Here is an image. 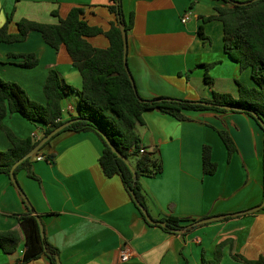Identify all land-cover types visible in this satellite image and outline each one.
Wrapping results in <instances>:
<instances>
[{
    "label": "crops",
    "instance_id": "obj_1",
    "mask_svg": "<svg viewBox=\"0 0 264 264\" xmlns=\"http://www.w3.org/2000/svg\"><path fill=\"white\" fill-rule=\"evenodd\" d=\"M109 4L110 0H0V27L8 17L10 33L22 19L56 25L58 17L82 7L89 25L108 31L115 19ZM215 6L224 7L216 0H122L125 19L133 16L127 32V65L143 99L208 100L213 92L236 95L237 81L255 86L251 69L241 72L225 54L223 24L203 21L215 14ZM186 14L189 19L182 23ZM88 41L99 49L109 45L102 35ZM27 53L39 61L34 68H23L21 59L9 57ZM51 69L74 89L61 105V121L68 122L78 117L82 81L66 50H54L34 31L23 43L0 44V78L19 84L40 104L45 103L43 86ZM206 75L211 85L205 82ZM186 115L189 120L180 122L158 110L146 111L144 124L135 128L142 146L162 165L160 174L140 179L150 217L158 222L170 216L198 222L257 207L264 188L263 130L245 114ZM3 124L20 139L40 138L39 129H44L18 114H8ZM219 131L227 132L233 142L230 155ZM204 146L211 149L217 166L213 175L203 173ZM10 147L0 130V151ZM102 152L95 134L65 131L32 160L37 179L25 170L16 175L61 264H245L243 260L264 258V210L198 225L185 233L166 232L142 219L119 177L105 176L99 164ZM26 214L18 190L0 173V231L16 230L21 238L15 252L0 249V264H50L46 257L20 263L25 252L20 219ZM125 250L131 255L122 262Z\"/></svg>",
    "mask_w": 264,
    "mask_h": 264
},
{
    "label": "trees",
    "instance_id": "obj_2",
    "mask_svg": "<svg viewBox=\"0 0 264 264\" xmlns=\"http://www.w3.org/2000/svg\"><path fill=\"white\" fill-rule=\"evenodd\" d=\"M216 1L221 2L224 7L215 6V14L203 18V21L216 20L223 24L225 54L238 64L241 72L251 69V78L255 86L248 87L237 81L236 95L213 92L211 99L208 100L188 101L165 97L146 100L138 94L136 86L135 89L133 88L134 80L133 82L129 80L123 64L121 27H124L127 33L132 26L133 16L131 15L129 20L125 19L122 0H110L107 6L109 13L115 18L110 23L108 31L89 25L85 20V10L82 7L72 8L63 19L59 18L56 12H52V15L59 19L56 25L22 19L16 23V32L10 33L9 24L12 19L8 17L5 24L0 27V44L23 43L27 40L29 33L34 31L39 33L44 43L54 50L58 51L61 47L66 50L73 67L77 69L81 77L82 87L79 92L78 117L71 119H77V121L57 135L65 131L95 134L103 144V152L99 159L103 173L107 177L120 178L131 202L142 219L150 226L152 225L145 220L130 195L133 191L137 201L148 212L145 197L140 188V179L155 177L162 172L161 161L154 153L146 150L144 154L139 153L144 146L135 128L144 124L143 114L146 111L158 110L180 122L189 120L186 115L189 111L245 114L251 117L264 133V0L247 1L250 2L247 6L235 5V2H239L236 0ZM101 35L108 40L109 45L106 49L96 48L88 41L90 38ZM199 35L204 38L202 29ZM9 57L21 59L22 62L19 65L23 68H34L39 63L34 54H9ZM205 82L208 85L212 84L208 75L205 76ZM73 91L71 87L63 84L58 72L51 69L43 86L45 103L40 104L32 100L19 84L0 78V130L4 132L11 144L9 149L0 151V173L10 178L11 168L17 161L33 150L45 136L66 123L61 121V105L64 98ZM195 102L212 105L204 106ZM8 114H18L29 122L44 126L43 130L39 129L42 131L41 137L38 138L36 135L25 139L16 137L3 124V119ZM98 130L103 131L119 153L129 161L136 173V181L130 168L112 152ZM218 135L230 155L235 150L230 136L224 131H219ZM53 138L34 156L40 155ZM33 157L16 167L15 177L19 171L25 170L30 178L37 179L31 169ZM202 169L206 175H213L217 169L208 146H204L202 151ZM22 200L27 207V214L20 219L25 241V252L20 263L46 257L50 264H56V257L59 258L58 250L48 242L45 236L41 237L38 221L31 214L28 203L24 198ZM263 200L264 188L259 205ZM160 222L165 223L166 226L160 227L157 224L155 226L169 233H185L197 227V222L181 220L173 216L162 219ZM20 239V233L16 230L0 231V249L4 253H13L17 250ZM236 258L243 260L240 257ZM243 262L264 264V258L243 260ZM203 264H215V262L203 261Z\"/></svg>",
    "mask_w": 264,
    "mask_h": 264
},
{
    "label": "water",
    "instance_id": "obj_3",
    "mask_svg": "<svg viewBox=\"0 0 264 264\" xmlns=\"http://www.w3.org/2000/svg\"><path fill=\"white\" fill-rule=\"evenodd\" d=\"M252 2H256V1H260V0H251ZM250 2H235L234 4L237 5V6H247ZM121 34H122V40H123V64H124V67H125V70L128 74V77H129V80L131 82H133V78H132V75L129 71V68H128V65H127V48H128V45H127V33L125 31V28L124 27H121ZM133 88L135 89V85H133ZM196 104H201V105H204V106H211L212 104L211 103H205V102H195ZM225 109H229L227 107H224ZM255 116V115H254ZM77 119H74V120H70L66 123H64L63 125H61L60 127L56 128L55 130H53L49 135L45 136L41 141L40 143L33 149L31 150L27 155H25L23 158H21L19 161H17L13 167L11 168V171H10V178H11V181L13 183V185L15 186V188L18 190L19 194L21 195L22 198H24V200L28 203V208L31 212L32 215L35 216L36 220L38 221V225H39V230H40V235L41 237H44V230H43V226H42V223L40 221V218L39 216L36 215V212L34 210V208L32 207V205L30 204L29 200L27 199L26 195L24 194V192L22 191V189L20 188L17 180H16V177L14 175V170L16 169V167L18 165H20L23 161H25L26 159L30 158V157H33L36 153L39 152V150L50 140L52 139L55 135H57L59 132H61L63 129H65L66 127H68L69 125H71L72 123L76 122ZM98 133L100 134V136L103 138V140L105 141V143L111 148L112 152L119 158H121L125 163L126 165L130 168V170L132 171L133 173V178L134 180L136 181L137 180V176H136V173L135 171L133 170L132 166L130 165L129 161L123 157L119 151L114 147V145L110 142L109 138L107 137V135L101 131V130H98ZM130 195L132 197V199L134 200V202L136 203L137 207L140 209V211L142 212L145 220L151 224V225H155L157 224L158 226L160 227H165L166 224L163 223V222H156L154 221L150 215L148 214V212L143 208L142 205H140V203L137 201L136 199V196H135V193L133 191L130 192ZM262 208H264V200L262 202L261 205L255 207V208H252L248 211H244V212H240V213H236V214H232V215H225V216H215V217H211V218H206V219H203V220H200L196 223V226L198 225H202V224H206V223H210V222H213V221H219V220H222L226 217H236L238 215H244V214H251V213H255L259 210H261ZM56 264H61L60 260L58 257H56Z\"/></svg>",
    "mask_w": 264,
    "mask_h": 264
},
{
    "label": "built area",
    "instance_id": "obj_4",
    "mask_svg": "<svg viewBox=\"0 0 264 264\" xmlns=\"http://www.w3.org/2000/svg\"><path fill=\"white\" fill-rule=\"evenodd\" d=\"M189 19V14H186L183 16V18L181 19V22L182 23H186ZM139 153L140 154H144L145 153V149L144 148H141L139 150ZM43 158L42 157H39L38 160H42ZM131 253L129 252V250H125L122 252V255H121V261L122 262H127V260L129 259Z\"/></svg>",
    "mask_w": 264,
    "mask_h": 264
},
{
    "label": "rangeland",
    "instance_id": "obj_5",
    "mask_svg": "<svg viewBox=\"0 0 264 264\" xmlns=\"http://www.w3.org/2000/svg\"><path fill=\"white\" fill-rule=\"evenodd\" d=\"M239 2H240V1H239ZM72 89H73V88H72ZM73 90H74V89H73ZM32 100H33V99H32ZM35 158H36V156L33 157V159H35Z\"/></svg>",
    "mask_w": 264,
    "mask_h": 264
}]
</instances>
